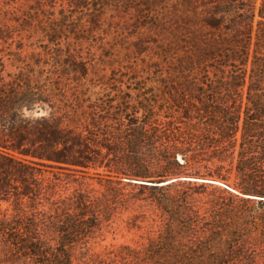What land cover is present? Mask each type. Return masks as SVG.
Returning <instances> with one entry per match:
<instances>
[{
    "label": "trees",
    "instance_id": "trees-1",
    "mask_svg": "<svg viewBox=\"0 0 264 264\" xmlns=\"http://www.w3.org/2000/svg\"><path fill=\"white\" fill-rule=\"evenodd\" d=\"M0 52V264H264V0H0ZM184 171L257 200L250 231ZM136 188L169 205L156 237L93 251Z\"/></svg>",
    "mask_w": 264,
    "mask_h": 264
},
{
    "label": "rangeland",
    "instance_id": "rangeland-1",
    "mask_svg": "<svg viewBox=\"0 0 264 264\" xmlns=\"http://www.w3.org/2000/svg\"><path fill=\"white\" fill-rule=\"evenodd\" d=\"M0 55L2 53L0 52ZM6 59V58H5ZM92 90H99V86L93 87ZM116 104L117 102H113ZM129 105H135L137 102H128ZM180 162L183 158L179 157ZM182 170V169H181ZM95 172L104 173L103 168L89 169L87 178H84L85 182L89 183L90 186L98 188L97 176ZM192 177L193 180H179L183 182V185L177 186L179 189L181 198H187L190 202H193L198 207H207L208 203L215 202L221 206H233V212H240L245 215L243 218L238 220L237 227L243 231H234V235L240 236L247 234L249 225L254 224L256 218L255 210L259 209L257 200H251L247 203L240 202L237 198L232 195L237 192L229 185L230 182H225L218 178L209 176H197L187 173L186 171L177 175L164 179L170 182L173 179ZM141 180L146 182L147 179L143 178H131V180ZM81 180V177H80ZM127 180V179H125ZM204 180H213L219 183H207ZM76 184L72 183L67 185L69 192L73 189ZM138 192L137 196L140 198L134 204L129 207L119 206L114 214L111 215L110 219L103 222L98 230L94 233V238L91 240L89 246L93 251L103 252L105 250H116L121 246H130L132 248H140L146 246L149 243V239L156 237L159 228L163 223L162 209L164 206L166 210L169 209V205L163 203L160 197V191L158 189L150 190H139L134 189ZM240 196V195H238ZM8 203L0 200V211L8 208Z\"/></svg>",
    "mask_w": 264,
    "mask_h": 264
},
{
    "label": "clouds",
    "instance_id": "clouds-1",
    "mask_svg": "<svg viewBox=\"0 0 264 264\" xmlns=\"http://www.w3.org/2000/svg\"><path fill=\"white\" fill-rule=\"evenodd\" d=\"M49 111H43L40 110V106L39 105H34L33 106V110H29L28 108H23L20 112V115L22 116V118L24 119H39V118H43V117H47L49 114Z\"/></svg>",
    "mask_w": 264,
    "mask_h": 264
},
{
    "label": "water",
    "instance_id": "water-1",
    "mask_svg": "<svg viewBox=\"0 0 264 264\" xmlns=\"http://www.w3.org/2000/svg\"><path fill=\"white\" fill-rule=\"evenodd\" d=\"M194 178H192V177H183V178H177V179H173V180H171V181H175V180H193ZM132 182H134V183H140V184H142V183H145V182H142L141 180H139V181H137V180H131ZM203 182H207V183H218L217 181H213V180H211V181H209V180H204ZM247 197H249V198H255V196H253V195H248Z\"/></svg>",
    "mask_w": 264,
    "mask_h": 264
}]
</instances>
